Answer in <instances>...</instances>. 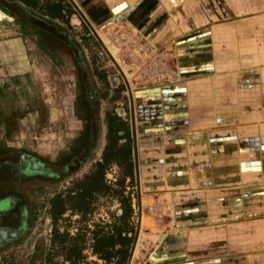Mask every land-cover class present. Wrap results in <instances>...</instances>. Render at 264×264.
Wrapping results in <instances>:
<instances>
[{
  "label": "crops",
  "instance_id": "1",
  "mask_svg": "<svg viewBox=\"0 0 264 264\" xmlns=\"http://www.w3.org/2000/svg\"><path fill=\"white\" fill-rule=\"evenodd\" d=\"M84 7L107 14V25L123 18L157 47L175 42L191 70L162 98V121L148 116L150 99L160 96L136 111L145 213L131 264H264V0H92ZM13 31L0 26L9 34L0 43L3 130L33 124L36 113L24 79L30 57L21 60ZM21 80L28 86L14 84ZM4 132L0 144L9 143ZM151 204L161 205L160 222L146 214ZM142 235L157 240L153 249H140Z\"/></svg>",
  "mask_w": 264,
  "mask_h": 264
},
{
  "label": "rangeland",
  "instance_id": "2",
  "mask_svg": "<svg viewBox=\"0 0 264 264\" xmlns=\"http://www.w3.org/2000/svg\"><path fill=\"white\" fill-rule=\"evenodd\" d=\"M3 1L0 0V5H6V2ZM50 1H42V9L36 10L38 17L44 18L43 16L47 14L46 6L49 5ZM74 1L81 13L75 9L69 0H64L63 4L68 12L67 15L71 16L68 20H60L61 22L54 21V18L50 17L51 30L54 28L53 22L59 25L62 23V30L70 35L71 40L79 44L89 63L99 75L97 79L99 88L106 90L110 95L108 100L102 102L103 114H117L118 111L123 114V109H125L128 114H124V117L130 127L131 138L133 139V115L135 117L136 134L138 135L141 121L138 120L139 123H137L136 111H147L145 107L141 106H148L146 101L150 95L160 96V101L156 102L157 100L150 99L151 103L148 102L149 107L152 105L150 109L154 110V112L148 116L162 121V98L165 100L167 95H164L168 91H171L170 88L172 86L174 87V85L185 82L191 75V73H188L191 71L188 63L182 62L185 59V54L181 55L183 53H180L175 42L172 44V47L171 44L170 46L168 45L169 47H157L144 36H141L140 33L129 30L130 26L124 23L123 18H119L115 24L107 25L109 17L106 12V15L98 18L99 16L96 14V16L92 13L89 14L84 7L85 4L91 6L92 0H86L83 4L79 0ZM7 7L11 9L15 8L11 4H7ZM4 14L1 11L0 26H3L5 30H14V33L11 32L10 34L17 36L21 52H24L19 54L21 60H23L22 55L27 56L28 54L30 57V77L27 75L24 76V79L31 80H28L33 89L30 96H34L35 98L36 113H34V116L32 114L33 121L31 123L33 124L29 125L26 122L17 124L16 122L13 128L7 127L8 129L4 128V130L0 128V137H2L3 131H5V136L9 139V143L0 144V148L10 147L8 144L14 145L11 147L18 146V144H14L13 138L16 137L19 138L20 152L28 150L36 152L41 156L54 158L68 150L71 144H74L77 140L79 141V136L83 132V122L81 121L83 116L80 114L77 106L79 88L77 87L78 81L74 63L66 48H64L65 46L54 42L47 33L44 34L37 28L35 30L30 28L27 34L21 23L4 19ZM11 25H14V28ZM91 27L96 30L99 39L92 32ZM47 29L50 30V28ZM98 31L101 32L98 33ZM109 33L113 35L109 36ZM5 35L9 34L6 33ZM5 35L0 33V43L6 44ZM111 41H118L121 47L119 49L110 48L112 47ZM162 68L164 71L160 74L163 75L157 78L156 71L154 70ZM23 69L24 66H20L21 71H27ZM126 73L131 78L130 82ZM113 77L116 78L115 81L112 80ZM14 84L23 86L26 84V80L16 81ZM128 87L130 88V92ZM130 111L133 114L131 113L130 115ZM103 121L105 122L106 118ZM11 130L14 132L9 134ZM94 166L95 163L89 166L85 172L74 176L73 179L67 180L68 183L66 181L65 184L59 185L56 188L53 187L51 195L44 193V199L41 198L43 195L38 197L39 200L37 201L34 213L36 229L33 238L30 237V240L24 242L21 246L7 250L2 255L0 264H44L45 257L50 258L52 256H54L55 264H69L53 247L52 230L54 228L52 227L53 220L50 215V202L56 194L65 196L74 188L75 183L87 175ZM134 174V182L131 183L130 180H127L126 185L127 194H131L132 196L133 208L135 210L134 222L137 225L139 241L142 231V217L145 210L141 207L143 206L142 176L140 173V179H137L135 168ZM122 175L123 169L118 165H112L107 171L106 181L109 184H115ZM138 183L140 184L139 188ZM95 206L96 210L94 213L88 215L85 219L79 214L70 210L67 211L59 223L60 231H68L71 236H75L85 225L93 229L95 223H110L114 213L117 212L118 215L122 214L120 204L110 198H99ZM151 226L153 231L157 230L156 225ZM90 236L89 234L88 238ZM142 236V247L140 249L148 250L149 247L145 245L147 238L144 235ZM138 241L136 247H138ZM153 241L155 242L156 240ZM39 248L42 249V252H37ZM84 254L87 256V261L91 264H104L97 257L93 256L90 249L85 250ZM138 254L139 251L137 252Z\"/></svg>",
  "mask_w": 264,
  "mask_h": 264
},
{
  "label": "flooded vegetation",
  "instance_id": "3",
  "mask_svg": "<svg viewBox=\"0 0 264 264\" xmlns=\"http://www.w3.org/2000/svg\"><path fill=\"white\" fill-rule=\"evenodd\" d=\"M4 1L6 5H0V9L6 14L4 19L11 22L14 20L33 30L37 28L44 34L52 35L55 38L54 42L65 46L77 75L79 88L77 106L83 116L81 119L83 132L79 136V141L71 144L68 150L54 158L28 150L20 152V149L15 147L5 150L0 148V160L3 157L9 158V161H0V260L7 250L21 246L30 240V237L33 238L36 229L34 213L38 197L43 195L41 198L44 199V193L51 195L53 187L65 184L67 180L85 172L93 163L102 161L108 142L109 122L115 115L103 114L102 102L108 100L110 95L106 90L99 88L97 71L89 63L79 44L62 30V23L59 25L53 22L54 28L51 30L50 14L40 18L36 14L37 9L25 8L16 0ZM7 4L14 5L15 8L11 9ZM70 16L66 15L65 18L54 21L68 20ZM25 20L29 22L28 25ZM112 80L115 81L116 78L113 77ZM123 111V114L118 111L116 115L126 122L124 114L128 113L125 109ZM121 142L124 143L125 140ZM57 195L59 194L54 197ZM52 227L54 228V225ZM37 252H42V249H37ZM46 260L45 257L44 264Z\"/></svg>",
  "mask_w": 264,
  "mask_h": 264
},
{
  "label": "trees",
  "instance_id": "4",
  "mask_svg": "<svg viewBox=\"0 0 264 264\" xmlns=\"http://www.w3.org/2000/svg\"><path fill=\"white\" fill-rule=\"evenodd\" d=\"M16 1L28 9H42L43 0ZM63 3L64 0H51L46 6L47 15L50 14L54 19L65 18L68 12ZM25 23L29 24L27 20ZM49 36L55 41L52 35ZM122 140L125 142L122 143ZM107 141L102 161L95 164L65 196L59 194L50 202V215L54 225L53 247L69 264H91L84 254L87 249L104 264H128L130 260L137 235L132 196L127 194L126 185L127 180L132 183L135 179L133 139L128 124L116 114L109 122ZM112 165L123 169V175L115 184L106 181L107 171ZM104 197L117 201L122 214L114 213L110 223H95L93 229L85 225L75 236H71L68 231H60L59 223L67 211L70 210L85 219L96 210V201ZM46 264H55L54 256L47 258Z\"/></svg>",
  "mask_w": 264,
  "mask_h": 264
},
{
  "label": "water",
  "instance_id": "5",
  "mask_svg": "<svg viewBox=\"0 0 264 264\" xmlns=\"http://www.w3.org/2000/svg\"><path fill=\"white\" fill-rule=\"evenodd\" d=\"M75 7V9L79 12H80V9L78 8L77 4L75 3L74 0H69ZM91 30L92 32L95 34V36L99 39V36L96 32V30L91 27ZM127 86H128V83L126 82ZM129 89V92H130V88L128 87ZM133 114V113H132ZM132 129H133V142H134V163H135V173H136V177L137 179L139 180L140 179V171H139V160H138V150H137V134H136V124H135V117L133 115V125H132ZM140 184L138 183V188H139ZM137 241H138V235L136 236V239L134 241V244H133V248H132V251H131V256H130V260L128 262V264H131V260H132V257H133V254H134V251H135V248H136V245H137Z\"/></svg>",
  "mask_w": 264,
  "mask_h": 264
},
{
  "label": "built area",
  "instance_id": "6",
  "mask_svg": "<svg viewBox=\"0 0 264 264\" xmlns=\"http://www.w3.org/2000/svg\"><path fill=\"white\" fill-rule=\"evenodd\" d=\"M153 49H154V47H153ZM154 71H156L157 78H160L161 75H163V74H160V73H161V72L163 73L164 69H163V68L160 69V70L156 69V70H154ZM146 212H147L146 214H148L149 216H153V217H155V219H156L158 222L161 221V219H162V217H163V214H164V212H163V210H162V207H161V205H159V204H151V205H149V206L147 207V209H146ZM158 241H160V240H158ZM156 243H157V240H156L155 242H153L152 240H149V239H147V240L145 241V245H146L147 247H149L150 249H153V248L155 247Z\"/></svg>",
  "mask_w": 264,
  "mask_h": 264
},
{
  "label": "bare ground",
  "instance_id": "7",
  "mask_svg": "<svg viewBox=\"0 0 264 264\" xmlns=\"http://www.w3.org/2000/svg\"><path fill=\"white\" fill-rule=\"evenodd\" d=\"M136 249V248H135ZM134 253H135V251H134ZM133 256H134V254H133Z\"/></svg>",
  "mask_w": 264,
  "mask_h": 264
}]
</instances>
